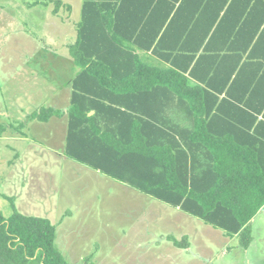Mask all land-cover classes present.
<instances>
[{
    "label": "trees",
    "instance_id": "1",
    "mask_svg": "<svg viewBox=\"0 0 264 264\" xmlns=\"http://www.w3.org/2000/svg\"><path fill=\"white\" fill-rule=\"evenodd\" d=\"M262 1L82 0L76 39L68 46L77 71L65 154L240 237L247 248L248 223L264 205V156L258 158L242 138H196L200 126L186 138L170 110L186 104L192 115H212L211 108L196 112V104L217 99L191 83L212 86L197 74L198 53L236 5L254 8ZM55 3L54 13L63 4ZM148 53L158 63L143 58ZM58 114L42 107L29 117L47 121ZM251 124L234 127L243 133ZM54 239L49 219L0 212V264H28L37 252L42 264H69Z\"/></svg>",
    "mask_w": 264,
    "mask_h": 264
},
{
    "label": "rangeland",
    "instance_id": "2",
    "mask_svg": "<svg viewBox=\"0 0 264 264\" xmlns=\"http://www.w3.org/2000/svg\"><path fill=\"white\" fill-rule=\"evenodd\" d=\"M55 1L0 0V117L5 110L10 113V118L5 122L0 120V212L5 217L14 210L37 217L50 214L52 219L71 212V218L64 219L62 226L71 227L79 233H83L85 228L92 235L98 234L99 238H111L108 245L113 252L119 250L118 256H125V260L117 258L115 262L132 264V255L138 254L140 264H162L160 247L152 249L153 244L148 243L150 250L146 249L148 244L141 245L138 252L133 254L132 246L118 244L119 248L114 249L112 239L124 236L123 231H127L134 222L131 213L137 211L153 212L150 216L152 226L149 227L155 228L152 230L155 233H165L163 228L167 223L164 213L175 211V207L149 197L128 184L97 173L96 170L90 168L86 171V165L72 161L71 158L64 160L61 156L62 147L65 146V130H61L60 125L55 128L54 134L44 130L46 125L41 123L36 124L41 128L38 133L41 135L31 133L33 127L29 131L26 114L53 106L52 92L40 91L37 94L30 87L25 90L28 86L14 82L20 81V74L32 66L48 70L51 66L59 67L65 69L66 73L71 69L69 60L59 58L53 52L57 42L73 33L67 23L61 24L51 14ZM40 2L48 3L51 9L31 6ZM61 3L57 12L66 14L67 6L64 5L71 4L78 11L82 0H61ZM26 6L32 8L27 9ZM17 105H23V108H16ZM55 107L60 111L63 109L60 104ZM20 131L27 134V139L10 138V135ZM17 150L23 155L22 161L15 158ZM191 218L187 219V224L183 222V226L189 229L187 233L194 247L201 248L198 251L204 253L205 263L264 264V217H257L258 228L254 230L253 240L247 248L240 244V237L226 240L222 230L205 224L199 218ZM222 246L224 252L221 253ZM59 248L58 251L65 258L64 244H59ZM209 259L210 262L206 261ZM105 261L106 264L114 262L109 256L102 264ZM28 264H42L40 254L37 252ZM164 264L169 263L166 261Z\"/></svg>",
    "mask_w": 264,
    "mask_h": 264
},
{
    "label": "crops",
    "instance_id": "3",
    "mask_svg": "<svg viewBox=\"0 0 264 264\" xmlns=\"http://www.w3.org/2000/svg\"><path fill=\"white\" fill-rule=\"evenodd\" d=\"M31 6L51 9L48 5L41 3ZM31 6H26V8L31 9ZM237 6L239 5L233 8L234 11L227 16L223 24L217 26L206 40L205 46L203 45L198 53V55L200 53L201 55L199 56L200 62L197 66V74L212 86L207 85L199 79L191 81L192 85L199 84L204 93L213 94V97L217 98L210 103L204 101L201 104H196L198 106L196 108L197 113L200 111H207L211 108L212 115H192L186 104L179 107L178 112H176V107H172L170 112L172 119L179 122L181 129H185V131H182V136L190 138V129H192L194 125L196 128L200 126L202 128L195 132L196 138H242L247 140L246 142L250 145L249 150L257 154L259 158L260 156H264V124L259 123L261 120H264V1H262V3L258 2L254 8L251 7L252 4L246 7ZM74 8L75 7L72 5L69 11L65 8L66 14H59V12L54 13L53 9L52 11L50 10L52 12L51 14L56 16L61 24L67 23V26H69L73 32L69 36L63 38L62 41L57 42L55 48L52 46L54 48V55L56 54L55 56L61 57L66 61L69 60L71 69L66 73L65 69L62 70L59 67L53 68L51 66L48 70L32 66L26 68L24 74H20V81L14 82L15 84L28 86L25 90H28L30 87L31 90H34L37 94L40 91L46 92L50 90L48 92H52L51 102L54 105L48 107L57 109V107H55L56 105H62L63 109L61 111L57 109L60 111V114L51 116L47 121L29 117L34 111L27 113L25 117L27 118L28 116L29 131L30 128L33 127L31 133L35 135H41L38 134L41 128L36 126L37 123L46 125L44 130H49L53 134L55 133V128L60 125L61 130H65L64 144L67 130L66 113L70 104L71 79L77 71L68 49V46L76 39V24L80 18L81 7L78 11ZM255 27H259V29L251 39V32ZM143 58L147 61L155 62V64L158 63L155 58L150 56V53L143 54ZM233 68V72L230 73ZM59 75H61V77ZM60 87H62V89H60ZM22 90L24 91L23 88ZM15 107L23 108V105H17ZM255 109H260V111H254ZM247 112H250V114H247ZM9 115V111L5 110L1 113L2 118L0 117V120L5 122L10 118ZM251 115L257 117L254 122L251 120ZM238 122H242L246 125L252 122L250 129L247 130L246 127V132L248 133H239V131L235 129L234 126H238ZM256 126L258 127L256 128L258 131L254 130ZM10 138L14 140H23L27 139V134L25 135V133L20 131L13 134V136L10 135ZM62 148V156H60L63 157L64 160H67L69 157L65 155L64 147ZM14 155L18 161H22L23 155L19 150H17ZM72 161L76 160L73 159ZM260 164L261 163H259V165ZM77 167L83 169L80 166ZM86 169V171H89L90 167L88 168L87 166ZM96 172L99 173L97 170ZM83 173L86 174L87 172L83 171ZM175 209V211H167L164 213L167 226L163 228L165 233L162 234L155 233L152 231L155 230V228L149 227L152 226L150 216L153 212L148 211L141 213V211H137L131 213L134 222L127 231H123L125 233L122 238L112 239L115 244L114 249L119 248L118 244L128 247L132 246L134 247L133 254H135L138 252L141 245L151 243L154 246L152 249L160 247L159 256L163 258L162 264L166 261L169 264H187L188 262L193 263L196 260L198 261L197 264H207L204 260V253L198 251L201 250V248L196 249L194 247L191 236L187 233L189 229L186 230V226H183V222L187 224V219H192L191 216L193 215L189 217L186 216V214L190 215L189 213L176 207ZM66 213L67 212L59 217L55 216L56 219H52L53 217H51L50 214H46L44 218L49 219L55 226L54 245L60 250L59 244H64V250L66 251V255L64 256L68 263L81 264L83 262V264H102L107 256L114 260L112 264H119L115 262L117 258L119 260H125L124 255L118 256L119 250L113 252L114 250L108 245L111 238H99L98 234L92 235L90 232L86 231L85 228H83V233H79L71 227H63L62 224L64 223V219H70L72 216L71 212L67 215ZM259 216L261 218L264 217V205L248 223L252 240L253 232L258 228L256 219ZM146 219H148L147 222ZM222 236L224 239L228 240L236 235L229 237L222 230ZM174 241L179 243L175 244ZM149 244L146 246L147 250L151 249ZM200 247H202V245H200ZM222 249L221 253L224 252V247ZM133 258L134 260H131ZM131 259L132 264H140L138 254L132 255ZM211 259L206 261L210 262ZM104 264H106V261Z\"/></svg>",
    "mask_w": 264,
    "mask_h": 264
}]
</instances>
